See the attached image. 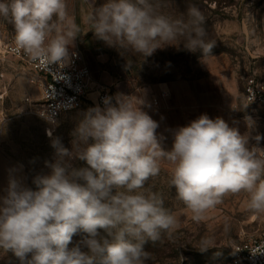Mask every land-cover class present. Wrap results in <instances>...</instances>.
<instances>
[{"label": "clouds", "instance_id": "obj_1", "mask_svg": "<svg viewBox=\"0 0 264 264\" xmlns=\"http://www.w3.org/2000/svg\"><path fill=\"white\" fill-rule=\"evenodd\" d=\"M93 5L86 22L110 47L148 57L183 38L185 49L206 57L216 45L207 39L205 17L195 5L186 18L164 14L153 0ZM0 21L14 28L13 51L42 67H63L80 35L67 0H0ZM102 105L82 113L72 151L53 139L57 159L48 165L50 174L34 178L35 190L10 179L0 197V250L11 252L19 264L152 260L145 245L170 238L178 226L162 195L145 188L160 174L162 162L172 166L169 186L193 221L240 193L247 196L249 212L264 216V148L259 146L264 137L241 134L223 118L202 114L176 129L171 150H165L158 122L143 110L148 105L142 95L117 93L105 96ZM73 158L85 166L74 167ZM77 234L81 239L70 247ZM212 245L205 238L199 249Z\"/></svg>", "mask_w": 264, "mask_h": 264}, {"label": "rangeland", "instance_id": "obj_2", "mask_svg": "<svg viewBox=\"0 0 264 264\" xmlns=\"http://www.w3.org/2000/svg\"><path fill=\"white\" fill-rule=\"evenodd\" d=\"M104 2L67 0L69 15L80 27V35L69 51L79 50L83 54L93 79L82 105L54 122L26 113L25 99L31 97L29 86L40 84L42 78L31 83L30 72L23 62L1 52L5 44L14 41V28L0 21V197L6 195L10 179L35 190L34 178L50 174L48 165L57 159L53 139H59L63 147L72 151V133L82 113L97 104L103 106L105 94L142 95L148 105L145 108H149L154 102V84L189 80L207 104L209 118H223L241 134L264 137V111L245 97L250 78L264 83V0H153L159 11L173 18L181 15L186 18L187 9L192 5L201 10L207 39L216 42L211 55L206 57L199 50L185 49L183 38L174 41L175 45L158 48L148 57L131 49L108 46L94 36L86 22L92 5L99 7ZM41 96L42 92L34 98ZM212 104H220L227 111H212L209 108ZM259 146L264 148V139ZM69 162L74 167L85 166V162L75 158ZM171 167L167 162L161 163V174H166L161 182L168 184L167 193L177 199L175 188L169 186ZM246 200L245 193L226 196L200 222L191 219L185 206L177 207L172 213L178 226L167 241L168 245L180 248L185 263L179 264H232V247L264 229V216L249 212ZM205 238L212 240L213 247L201 251V240ZM78 241L73 237L70 247ZM171 254L168 248L166 255ZM7 255L0 250V260ZM155 260L156 264L172 262L170 257L159 255Z\"/></svg>", "mask_w": 264, "mask_h": 264}, {"label": "built area", "instance_id": "obj_3", "mask_svg": "<svg viewBox=\"0 0 264 264\" xmlns=\"http://www.w3.org/2000/svg\"><path fill=\"white\" fill-rule=\"evenodd\" d=\"M13 48L14 41L8 42L1 52L23 62L31 74V83H36L38 77L43 80L41 82L43 97L39 100L30 97L25 99L27 114L54 122L62 114L82 105L91 87L93 75L90 65L79 50L69 51V58L63 67L55 64L42 67L31 62L23 52H14ZM245 97L249 103L257 104L264 111V83H258L254 78H250L245 87ZM158 103L159 100L155 98L154 104ZM232 255V264H264V229L259 234L235 244L232 247Z\"/></svg>", "mask_w": 264, "mask_h": 264}, {"label": "crops", "instance_id": "obj_4", "mask_svg": "<svg viewBox=\"0 0 264 264\" xmlns=\"http://www.w3.org/2000/svg\"><path fill=\"white\" fill-rule=\"evenodd\" d=\"M29 75L31 74L29 73ZM42 81L40 79V84L29 86L30 98L39 100L43 97ZM192 84L189 80L154 84V99L157 98L159 103L155 105L153 102L149 108H143L158 122L157 135L161 138V144L165 150H171L174 141L173 133L176 129L187 126L191 121L207 112V104L201 100L200 93L195 90ZM41 92L40 98H34V96H40ZM163 93L165 95H162ZM25 108H27V103ZM209 108L212 111H227V108L221 107L220 104H212Z\"/></svg>", "mask_w": 264, "mask_h": 264}, {"label": "trees", "instance_id": "obj_5", "mask_svg": "<svg viewBox=\"0 0 264 264\" xmlns=\"http://www.w3.org/2000/svg\"><path fill=\"white\" fill-rule=\"evenodd\" d=\"M161 173L162 172L160 171V174L158 176L151 178L146 184L145 188L160 193L164 199L165 207L168 208L171 212H173L177 207L183 205V203L180 202L178 199H173L169 192L167 193L168 184L161 182L162 176L166 177V174L162 175ZM167 179H169L168 175ZM74 237H76L78 240L81 239L80 234H77ZM167 238L169 237L164 236L162 240L157 242L156 244H152L151 242H149L145 245V249L152 254V260L147 261L146 264H156V255H159L161 258L170 257L172 262H165V264H179L180 261L181 263H185V260L181 255L182 252L180 248H178V246L172 247V244H170L171 246L168 245L169 241H167ZM168 248L172 250L171 255H166V251L168 250ZM0 264H19V261L11 252H8V255L5 256L2 260H0Z\"/></svg>", "mask_w": 264, "mask_h": 264}]
</instances>
